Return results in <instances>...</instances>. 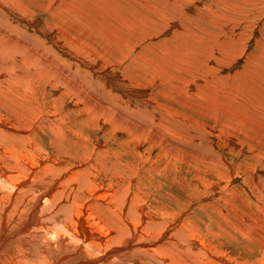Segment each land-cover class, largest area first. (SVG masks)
Here are the masks:
<instances>
[{
    "label": "rangeland",
    "instance_id": "1",
    "mask_svg": "<svg viewBox=\"0 0 264 264\" xmlns=\"http://www.w3.org/2000/svg\"><path fill=\"white\" fill-rule=\"evenodd\" d=\"M0 1V22L7 29L15 28L14 34L28 32L38 37L60 55L62 61L54 68L57 73L63 65L64 73L71 72L58 86L30 85L27 114L5 107L10 116L7 120L27 128L37 142L34 145L49 149L61 161L69 150L78 157L76 162L66 160L63 166H74L77 171L90 162L97 180L114 188L118 197L125 199L130 192L128 207L135 197L147 204V222L151 221L154 229H140L128 252L154 240L156 230L169 222V235L176 229L198 231L194 242L189 236L183 238L181 242H189L185 248L174 242L167 264L195 263L202 247L227 261L264 264V0H69V5L64 0H12L16 6L19 3L16 11L7 7L8 0ZM32 19L36 24L24 23H32ZM83 25L87 29H82ZM182 25L188 28H176ZM78 26L82 30L78 31ZM40 27L49 28V34L40 36ZM56 37L60 44L66 43L64 48L59 49ZM119 37L121 44L116 43ZM181 37L191 48L182 45ZM52 38L54 41L48 40ZM72 39H77L74 43L81 40L84 49L73 44L75 49L66 56ZM81 51L90 56L89 62L84 53L79 55ZM174 57L176 63L167 62ZM200 61H207V66ZM69 63L84 68V76L72 79L76 73ZM159 69L162 73H157ZM106 75L143 89L146 95L142 100L149 109L153 106L150 112L154 116L146 118L143 125L142 120L133 118L149 113L148 107L117 87L109 89L112 84ZM153 76L160 80L150 81ZM74 85L76 89L69 90ZM1 90L4 98H15L6 85ZM181 91L191 94L202 108L212 106L218 114L215 118L199 114L189 105L190 100L186 107L177 106L172 95L177 97ZM223 106L228 111L222 110ZM127 117L135 120L129 122ZM164 119L175 120L177 127ZM248 125L249 131L241 132ZM203 154L210 164L197 161ZM96 156L109 168L101 170V164L93 160ZM115 161L124 169L122 180L117 171H111ZM117 202L111 200L110 204ZM104 214L107 227L117 228L122 221V214L116 216L119 220ZM172 243L170 236H164L155 240V249L167 252Z\"/></svg>",
    "mask_w": 264,
    "mask_h": 264
},
{
    "label": "bare ground",
    "instance_id": "2",
    "mask_svg": "<svg viewBox=\"0 0 264 264\" xmlns=\"http://www.w3.org/2000/svg\"><path fill=\"white\" fill-rule=\"evenodd\" d=\"M3 1L5 2V0ZM8 1L9 2H6L8 5L7 7L16 11L14 9L19 6V3L17 4L18 6H16L12 0ZM28 1L30 0H27V2ZM55 1L53 0L52 2ZM64 1L67 2L69 0ZM93 1L91 3H96L97 0ZM69 2H67L68 5ZM21 8L22 7L19 9ZM64 8L66 9V7ZM62 11H64V9ZM15 16L17 15L15 14ZM64 18L66 17L60 18L59 20L62 21ZM26 19L29 20V18ZM125 20H127V18H125ZM36 22L37 21L32 19V23L27 21L24 23L32 25L34 23L36 24ZM66 24H64V26ZM69 25L73 27L71 23ZM84 26L85 25L81 26L82 29ZM90 26H92V24L89 25V27ZM176 28L185 31L188 27L187 25H182ZM14 29H7L4 23L0 22V264H167L168 254L174 250V242H176L179 247L185 248L186 246H184V244L189 242L187 240L181 242L183 238L189 236L192 242L196 241L195 236H197L196 231H198V229H176L169 235V229H167L169 222H164L166 226L156 230L154 240L148 239L146 242L139 244L134 250L128 252L127 248L130 247L134 239L139 237L140 229H154L152 228V222H147L148 215L150 216V213H148V215L145 213L147 204L140 200V198L135 197L133 204L128 207L131 198L130 192L125 195V199L120 196L118 197L114 188H111L110 185L106 187L97 180L95 174L91 172L92 164L90 162L88 167H78L80 170L77 169V171L74 170L76 169L74 166H63V163L67 164V161L71 159H76L74 160L76 162L78 157L73 155L71 150H69L66 153V157L62 158L61 161L54 152H49V149L34 145L37 142L32 139L27 128L18 124L16 120H7L9 113L7 110H4L5 107L11 108L16 114H27L25 110V108H27L25 100L27 99L30 85L41 83L50 85L53 83L54 86H58L64 84L68 79L67 73H71L69 71L64 73L66 72L64 71L65 65L62 67L63 70L57 73L54 68L62 61L60 55H56L54 50L46 43H43L38 37L35 38L29 34L27 35V29L25 30L27 32L26 34L22 33L23 30L21 31L22 35L17 32V34H14ZM48 29H44V27L38 29V34H40V36L48 35L50 31ZM70 29L73 30L72 28ZM80 29L81 28L78 26L77 30L79 31ZM104 29L106 30V28ZM127 31L126 33H129ZM178 35L179 34H177V36ZM48 40L54 41L53 38ZM76 40L73 41L72 39L67 43V49L65 50L66 56L75 49L73 44H75L74 46L84 49V43L81 40L74 43ZM179 40L182 42V45L185 43L187 44V48H191L187 40H184L182 37ZM56 41L59 49L66 46V43L60 44L57 37ZM103 41L104 40L101 41L102 44L106 45ZM120 41L121 38L118 42L116 41V43ZM89 42H91V40ZM89 42H86V44ZM92 42L94 43V41ZM191 46H194V42H191ZM89 50L91 49L89 48ZM105 51L107 52L108 49ZM185 51H187V54L190 53L188 52L189 50ZM85 52L81 51L79 55L84 53L83 57L86 58L87 54ZM157 57L161 58V56L158 55ZM175 58L176 57L167 62L176 63L177 61L175 62ZM86 59L89 62L90 56L88 55ZM153 59L155 60L156 57H153ZM192 61L194 62V60ZM201 63L200 61V64ZM207 64V61H203L202 63L203 66H207ZM69 65L74 67L73 63H69ZM83 69L84 68L80 66L74 67L73 72L76 74L71 75V78L74 79L77 77L76 75L79 76V74L84 76ZM157 73H162V70H157ZM116 77L107 76L108 80L113 85H111L109 89H115L117 87L123 94L126 93L130 97L136 98L138 102L140 101L148 107L149 111L147 112L149 113L141 114L140 117H133L138 118L140 121L142 120L141 124L143 125V121H145L146 118L154 116L152 110L150 112L153 106L151 105L149 109V105L142 100L146 93L143 89L124 84ZM148 79L150 81H157L160 80V77L153 76V78L149 77ZM53 80L55 82H53ZM163 83L165 82L163 81ZM193 83L195 82L193 81ZM4 85L7 86L9 92L13 94L15 98H4L6 94L1 90ZM70 89L75 90L76 86L69 87V90ZM197 92L198 91H195L196 94ZM170 93H173L171 89ZM199 93H201V91H199ZM165 95L166 93H162V96ZM190 95L191 94L187 93L186 96L184 91H181L178 93L177 97L173 94L171 100L179 107H186L188 105L187 102L190 100L192 103L189 102V105L199 114H208L213 117L218 114L217 110L214 111L210 105L207 108L199 106V102L195 101L193 99L194 97ZM200 95L202 96L203 94ZM200 95L198 94L197 96ZM193 102L194 105H192ZM229 104L226 106H229ZM97 108L101 110L99 106ZM228 109V107H226V109L224 106L222 107V110L228 111ZM95 118L98 117L95 116ZM126 119L129 122L135 120L132 119V117H127ZM211 119L213 118L211 117ZM173 121L175 120L164 119V122H170L173 127H177V123L175 124ZM146 126L148 127V125ZM145 127L142 128V131L146 129ZM250 127L251 126L248 125L240 130L241 132H246L247 130L249 131ZM252 131L255 132L254 129ZM178 135L179 137L182 136L180 131ZM184 137H186V135ZM191 137L190 135V138ZM163 142L166 143L164 139ZM4 143L6 144L5 146ZM46 152H49L50 155H45ZM205 154L211 158V156H209L210 154L206 152ZM203 157L204 154L201 155L197 161L201 160L203 163L210 164V159H203ZM93 160L98 163V165L101 164L103 167L101 170L109 168L99 156H96ZM81 161L83 162V160ZM75 165L80 166L77 165V163ZM110 167L112 168V173L114 170L117 171L119 173L117 178L122 180L124 177V169L118 166V161H115ZM68 172H71V174L68 175ZM120 174H122V176H120ZM88 194L97 197L90 198ZM93 199L101 203H93ZM111 200L118 201L121 206L118 202L116 204H110ZM98 213L99 216L97 215ZM104 213L113 215H109L112 218H116L119 214L123 215L121 218L122 221L118 224L117 228L106 226L107 222L105 221ZM135 213L138 214L137 219L134 217ZM102 215H104L103 218ZM154 215L157 218L156 214H151L153 218ZM116 219L119 220L120 218ZM164 236H170V238L173 239L171 250L169 249L167 252L165 249L159 247L155 249V240H160ZM249 239L251 240L252 238ZM187 248L190 249V246L188 245ZM209 253L210 251L206 247H202L200 250L199 257L205 264H255V261L252 262V260L245 262L237 261V259L227 261L226 258L221 255L214 257ZM206 254H208V258L204 257ZM125 256L130 260L124 258ZM115 257L120 259L116 261ZM199 257L195 263H186V260L183 262L186 264H201ZM173 264H180V262L174 261Z\"/></svg>",
    "mask_w": 264,
    "mask_h": 264
}]
</instances>
